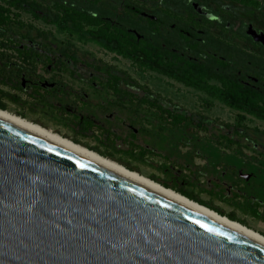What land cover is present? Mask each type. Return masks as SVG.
<instances>
[{"label": "rangeland", "instance_id": "rangeland-1", "mask_svg": "<svg viewBox=\"0 0 264 264\" xmlns=\"http://www.w3.org/2000/svg\"><path fill=\"white\" fill-rule=\"evenodd\" d=\"M61 1L125 24L131 4L144 25L147 15L162 20L140 34L264 89V0ZM26 3L53 13V0ZM12 11L31 28H13L10 40L0 35V75L15 85L0 82L6 110L264 234V120L109 51L84 31Z\"/></svg>", "mask_w": 264, "mask_h": 264}, {"label": "water", "instance_id": "water-1", "mask_svg": "<svg viewBox=\"0 0 264 264\" xmlns=\"http://www.w3.org/2000/svg\"><path fill=\"white\" fill-rule=\"evenodd\" d=\"M0 264H264V250L0 123Z\"/></svg>", "mask_w": 264, "mask_h": 264}, {"label": "trees", "instance_id": "trees-1", "mask_svg": "<svg viewBox=\"0 0 264 264\" xmlns=\"http://www.w3.org/2000/svg\"><path fill=\"white\" fill-rule=\"evenodd\" d=\"M0 3V35L7 37L13 28H31L21 20H16L12 10H24L29 12L35 19H41L46 23L55 24L60 29L74 30L76 32H86L88 36L100 43L105 49L116 52L125 57H129L134 62L146 66L153 71L171 77L186 86L205 92L212 97H219L227 105L241 110L247 114L254 115L264 120V89H256L245 85L217 67L205 62L190 59L172 48L155 42L146 34H140L145 26L158 28L162 23L161 19H151L146 17V24L135 19L133 15L139 12L131 4L126 5V15L132 18V23H121L107 19L103 14L82 9L68 2L53 0V13L42 14L34 6L29 5L27 0H1ZM243 4H254L255 0H234ZM132 15V17H131ZM90 26V28H87ZM129 29L139 31L136 35ZM180 34L186 36L181 29ZM188 30V29H186ZM17 51H21L15 47ZM218 62L222 63L219 59ZM214 80L218 84L210 82ZM0 82L14 87L15 85L3 75H0ZM0 108L5 106L0 103ZM183 118L182 115H178ZM164 186L168 187L166 184ZM186 197L203 204L219 214L225 215L218 208L210 206L206 202L198 199L192 193L179 190ZM230 219L236 220L233 215H226Z\"/></svg>", "mask_w": 264, "mask_h": 264}, {"label": "bare ground", "instance_id": "bare-ground-1", "mask_svg": "<svg viewBox=\"0 0 264 264\" xmlns=\"http://www.w3.org/2000/svg\"><path fill=\"white\" fill-rule=\"evenodd\" d=\"M0 123L59 149L264 250V234L43 125L0 108Z\"/></svg>", "mask_w": 264, "mask_h": 264}, {"label": "flooded vegetation", "instance_id": "flooded-vegetation-1", "mask_svg": "<svg viewBox=\"0 0 264 264\" xmlns=\"http://www.w3.org/2000/svg\"><path fill=\"white\" fill-rule=\"evenodd\" d=\"M149 18H154V16L152 17L151 15L149 16V15H147ZM50 24V23H49ZM87 28H90V26H88ZM129 30H131V31H133L134 33H135V31L133 30V29H129ZM181 31L186 35V36H188V37H194L195 35H194V33L192 34L191 33V31H189V30H186V29H181ZM136 34V33H135ZM136 35H138V34H136ZM138 36H140V35H138ZM190 59H192L191 57H189ZM192 60H194V59H192ZM253 80H254V82H257L256 81V79L255 78H252ZM241 83H243V84H245V85H248V86H251V87H254V88H256V89H260L259 87H257L256 85L257 84H247V83H244L243 81H240Z\"/></svg>", "mask_w": 264, "mask_h": 264}]
</instances>
